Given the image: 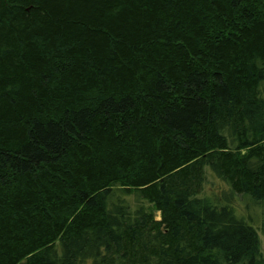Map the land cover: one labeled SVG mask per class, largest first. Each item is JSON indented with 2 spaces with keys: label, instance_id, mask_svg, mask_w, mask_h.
<instances>
[{
  "label": "trees",
  "instance_id": "trees-1",
  "mask_svg": "<svg viewBox=\"0 0 264 264\" xmlns=\"http://www.w3.org/2000/svg\"><path fill=\"white\" fill-rule=\"evenodd\" d=\"M257 229L264 0H0V264H264Z\"/></svg>",
  "mask_w": 264,
  "mask_h": 264
},
{
  "label": "rangeland",
  "instance_id": "rangeland-1",
  "mask_svg": "<svg viewBox=\"0 0 264 264\" xmlns=\"http://www.w3.org/2000/svg\"><path fill=\"white\" fill-rule=\"evenodd\" d=\"M205 170L208 171L207 168H205ZM222 189H223V184L219 180L214 178L211 174H207L206 175V179H205V182H204V185H203V191H202V193L204 195L209 196V197L212 198L216 194L218 195V193ZM233 200H236L235 202H233V204L236 205L237 209L239 211H242V207H243V203H244L243 199H240V198L236 197ZM254 210H255V213L253 215V217H254L253 218L254 219L253 223L256 225L258 223V219L256 218V214L258 212V209L255 207ZM254 210H253V212H254ZM153 213H154L155 217L158 218V213L157 212H153ZM258 225H259V223H258ZM257 234H258V241H259V250H260L261 254L264 257V233H261L257 229ZM85 264H88V263H85Z\"/></svg>",
  "mask_w": 264,
  "mask_h": 264
}]
</instances>
